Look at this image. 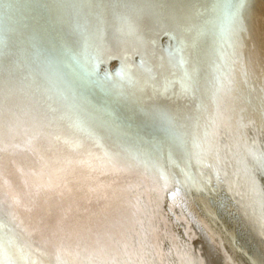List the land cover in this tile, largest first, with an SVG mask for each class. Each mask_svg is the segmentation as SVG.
Listing matches in <instances>:
<instances>
[{
  "label": "bare ground",
  "instance_id": "6f19581e",
  "mask_svg": "<svg viewBox=\"0 0 264 264\" xmlns=\"http://www.w3.org/2000/svg\"><path fill=\"white\" fill-rule=\"evenodd\" d=\"M260 71L264 0H0V264H245L207 181L264 233Z\"/></svg>",
  "mask_w": 264,
  "mask_h": 264
},
{
  "label": "water",
  "instance_id": "95a60500",
  "mask_svg": "<svg viewBox=\"0 0 264 264\" xmlns=\"http://www.w3.org/2000/svg\"><path fill=\"white\" fill-rule=\"evenodd\" d=\"M167 43H170V42H167ZM159 45L162 48L164 47V44H161V40H160ZM106 65H108V62L105 65L103 63L101 64V68L98 69L99 76L105 77L107 74L112 73L114 71V70H111L110 68H107V69L105 68V70H103L102 67L106 66ZM117 71H118V69L116 70V72ZM259 73H262L264 76V71H260L256 74V77ZM246 75H247V73H246ZM206 169H208V167ZM209 169H210V167H209ZM207 171L209 172V170H207ZM214 172H215V170H213V172H212L213 173V179L211 180V182L207 181L208 186H209V188H207V190H208L209 195L211 196L210 197L207 195V199L212 202L213 210L215 213V215H213V217L210 218L209 224L212 228H215L217 230V232L220 234V236L223 238V240H227V239H225V235H228V234L233 232L234 233L233 238L228 240V242H230L232 244L233 249L240 255V257L243 259L245 264H253L252 261L250 262L251 259L246 257L249 255L250 251L245 249V254H244L240 248L241 247H249L251 243H252L251 244L252 249H253V246L255 244L262 243L264 245V233L261 236L254 237V236H252L250 230L248 228H245L244 222L242 221V220L245 221V218L243 217L241 219L239 217V214L241 213V209L239 208V205H237L239 195L236 194V195H233V197H231L230 193L228 192V188L226 186H223V184H225L222 181V179H223L225 182L224 176L221 173H214ZM262 174H261V176L264 178V174L263 175ZM259 182L261 183L260 178H259ZM176 187H179V190L182 192V186H180V184H177ZM192 191L196 192L194 190H189L187 192L191 193ZM203 194H205V193H203V192L200 193L201 196ZM243 209L248 211L245 208H243ZM249 217H250V212H249ZM207 218H208V216H207ZM22 233H23V231H22ZM55 233H56V235H53V234L50 235L53 239H55L56 236L59 234L57 232H55ZM19 236H20L19 243L24 242V243H26L27 247H29L33 250H35V248H38V245H37L38 239L43 238V237L46 239L49 238V236L43 231H40V235L37 232H34V233L32 232L28 235H26L24 233L23 234L20 233ZM247 242H249L250 244H245ZM56 243L57 242L55 241V244ZM107 252L111 253V254L116 253L117 256H119V257L124 256V253L117 251L115 249H113L111 251H107ZM98 254L104 255L105 252H100ZM96 257H98V255H96ZM75 260L80 261V258L74 257L73 259H69L68 263H70V264L74 263ZM125 264H128V263H125ZM130 264H136V263L132 262Z\"/></svg>",
  "mask_w": 264,
  "mask_h": 264
},
{
  "label": "snow or ice",
  "instance_id": "6c2138e0",
  "mask_svg": "<svg viewBox=\"0 0 264 264\" xmlns=\"http://www.w3.org/2000/svg\"><path fill=\"white\" fill-rule=\"evenodd\" d=\"M243 7H245V5L243 4V2H241V3L238 4V5H236V6H235V13H234V15H235V16H238L239 9H240V8H243Z\"/></svg>",
  "mask_w": 264,
  "mask_h": 264
}]
</instances>
